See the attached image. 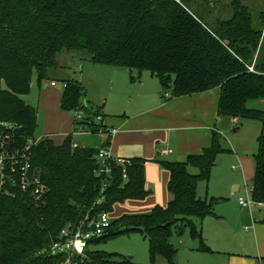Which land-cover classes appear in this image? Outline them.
I'll return each mask as SVG.
<instances>
[{
  "label": "trees",
  "instance_id": "trees-1",
  "mask_svg": "<svg viewBox=\"0 0 264 264\" xmlns=\"http://www.w3.org/2000/svg\"><path fill=\"white\" fill-rule=\"evenodd\" d=\"M231 8L228 18L209 24L179 0H0V141L10 150H21L28 140H38L31 147L32 168L49 187L38 200L17 188L14 196L0 193V264H62L64 257L48 249L66 223L88 210L110 213L115 204L147 194L146 160L141 157L129 158L127 179L119 166H113L111 179L97 173L94 156L109 145L110 135L98 148L73 146L72 134L59 144L34 137L37 111L22 96L29 92L34 73L40 83L63 49L88 50L98 64L149 70L160 81L165 100L219 87L218 115L261 125L251 194L264 202V110L248 105L264 99V13L254 10L255 15L239 0ZM65 84L61 109L88 112L91 105L82 84ZM6 122L12 126H4ZM79 128L109 133L103 119L75 117L74 129ZM221 139L212 130L210 145L200 153L158 160L169 174L168 203L147 213L111 218L109 234L90 243L115 235L118 227L137 229L148 241L151 264L156 257L178 264L171 238L188 229L200 239V250L208 251L193 219L211 215L218 198L198 197L197 183L208 180L217 155L228 151ZM103 182L109 183L97 203ZM87 258L86 264L127 262L90 248Z\"/></svg>",
  "mask_w": 264,
  "mask_h": 264
},
{
  "label": "rangeland",
  "instance_id": "rangeland-1",
  "mask_svg": "<svg viewBox=\"0 0 264 264\" xmlns=\"http://www.w3.org/2000/svg\"><path fill=\"white\" fill-rule=\"evenodd\" d=\"M179 1L184 2L205 22L213 24L230 16L231 3L235 0ZM239 2L248 5L253 13L254 10L257 12L263 10L264 13V0H239ZM57 62L59 64L57 67H50L46 70V75L40 83L44 85V83L54 80L59 83L58 86L64 88L62 85L64 80L74 79L80 81L85 91V98L89 101V105L93 107H88L89 113L83 111L82 118L87 117V119L93 121H102L103 116L101 114L105 113L107 115L104 119L105 125L110 129L116 128L118 130V132L111 134L110 143L107 146L115 155L118 154L115 148L122 147V135L125 132L121 121L128 119L134 129L138 123L136 114L142 109L141 107H143L145 101L152 98V96H157V94L160 99L164 100L160 81L149 70L139 71L137 69H124L115 65L98 64L91 61V52L88 50L68 51L63 49L57 56ZM38 84L34 73L29 92L22 96V99L37 111V126L34 137L38 139V137L50 133L53 140L59 141L65 133L73 131L72 141L75 140L79 145L99 147L101 145V135L99 133L79 132L78 129L73 128L78 111L63 109H57L56 111L38 110ZM248 105L252 108L264 110V103L258 100L250 101ZM215 112V119L223 125L219 131H216L221 135L222 146L228 151L217 155L208 180H200L197 183V195L202 199L210 198L211 195L222 198L217 205L212 206L213 212H216L219 206L223 207L231 220L234 216L237 220H240L243 232L247 233L249 232L247 227H250L246 224L248 210L252 208L264 211L258 202L253 200L250 191L254 175V154L258 149L257 138L260 134L261 125L257 121L241 118H238L237 125H234L232 117L218 115L217 107ZM172 119H180V117ZM235 128L237 129L234 131ZM152 132L155 140L154 150L151 154L152 160L149 161L147 168L145 167L151 177L148 188L152 193L146 194L139 200L128 199L115 204L112 212L109 213L112 219L123 214L147 213L155 205L165 206L170 199L167 191V170L158 163V160L183 159L185 155L180 152V143L184 140V137L181 134L178 139H175L173 132L161 135L158 134V130H148L143 134L150 135ZM165 147L170 148L172 153L161 154V150ZM195 172V169L191 170V173ZM235 186H238V188L233 192ZM239 197L251 200V204L244 208V211H241L238 205ZM207 220L209 219L206 216L202 219L194 218L193 222L196 229L200 231L203 242L210 248L216 245V247H219L220 252L213 255L202 253L199 249L200 239L192 237L190 231L185 229L180 237H176L174 234L171 238V244L178 248L175 254L177 263L208 264V261L202 262V257L207 258V260L213 258L217 262L225 261L226 263L228 257L224 251H230L240 253L242 256L249 255L247 260H251L254 264H264V258L257 257L256 245L252 242L250 236L238 234L237 239L233 236L230 240L212 238L213 234ZM228 220L226 221L227 224H229ZM114 230L118 231L115 235L90 243V250L117 254L127 261L122 264H151L148 241L139 230H126V227H118V230ZM189 241L192 244L191 246H189ZM240 262L242 261L240 260ZM154 264H166V261L161 257H156Z\"/></svg>",
  "mask_w": 264,
  "mask_h": 264
},
{
  "label": "crops",
  "instance_id": "crops-1",
  "mask_svg": "<svg viewBox=\"0 0 264 264\" xmlns=\"http://www.w3.org/2000/svg\"><path fill=\"white\" fill-rule=\"evenodd\" d=\"M56 62H57V57H56ZM58 65L59 64L57 62V65L55 67H57ZM35 77L37 79L36 74ZM66 81H68V79L64 80L63 82ZM58 84L59 83H57L56 86H52L51 81L49 83H44V85H42L41 83L38 84L39 85L38 102H37L38 110L44 111L46 109V111L47 110L56 111L57 109H61L60 99L63 88L61 86H58ZM219 94H220L219 87H215L214 89L207 90L205 92L194 93L191 95L180 96V97H173L168 100L160 99V97H158L157 94V96H152V98L145 101L143 107L140 106L142 109L138 112V114H136L138 118L137 119L138 123L136 128L134 129L132 128L131 123L128 122V119L121 121L122 126L125 128V132L124 135H122L123 148L120 146H119L120 148L118 147L115 148V150L118 151L119 154V155L117 154V156H122L126 158L141 157L146 160L144 164V170H145L144 188L147 191V194L152 193L151 190H149L148 188L149 184L151 183L150 180L151 177L149 176V171H147L145 167L147 168V166L149 165V161L152 160L151 154L154 150L155 140L153 137V132L150 135H144L143 133L148 130H158L159 131L158 134L161 135H167L168 133L173 132V135H175V139H178L179 135L182 134L184 140L180 143V152L183 153L185 156L200 153L204 147H207L210 144L211 131L212 130L219 131V129L223 127L222 123L221 124L220 122L218 123V120L215 119V113H216L215 111L217 107ZM258 101L264 103V99H259ZM103 115H105V117L107 116L105 113H103ZM105 117L103 118L104 125H105V121H104ZM174 117H180V119H172ZM227 117L230 118L229 116ZM157 121L158 123L156 124ZM112 129H116V128H112ZM79 132H84V131H79ZM116 132H118L117 129ZM85 133H90V132H85ZM69 134H73V131L70 133L68 132L65 133L64 137L59 141L53 140L51 138L52 135L50 133H46L45 135L38 137V139L42 137H49L56 144H59ZM99 134L101 135V145H102L104 144L105 139L110 135V133L106 132ZM73 143L79 145L75 140L73 141ZM81 146H87V145H81ZM88 147L98 148V146H92V145H88ZM170 153H172L170 148L165 147L161 150V154L163 155H167ZM237 188L238 186H235L232 191L235 192ZM210 197H214V196L211 195ZM169 198H171V195L169 196ZM221 199L222 198L218 197V200L215 201L214 204L217 205L219 201H221ZM239 207L241 211H244V208H242V206L239 205ZM246 217H247L246 224L250 226L249 228L247 227L249 231L247 233L243 232L241 225L242 223L240 222V220L239 219L237 220L235 216L231 220V218L228 217V213L224 211L223 207L219 206L216 212H213V208H212V214L207 216V218L209 219L207 220L209 223V228H211V232L213 234L212 238H216L218 240L219 238L220 239L226 238L227 240H230L231 237L233 236L235 239H237L238 234H246L250 236L252 242L256 245L257 257L262 259L264 258V211H259L251 208L248 210V214L246 215ZM227 220L229 221L228 222L229 224H227L226 222ZM181 235H176V237L177 236L180 237ZM191 245L192 244L189 241V246ZM206 246L209 248V250L208 251L200 250L202 253H209L213 255L220 252L218 250L219 247H216V245L213 247L211 246V248L208 245ZM177 249L178 248H176V250ZM224 252L227 253V257H228L226 263L225 261L217 262L213 258L211 260H207V258L205 257H202V262L204 263L208 261V264H254L251 260H247V257L249 255L242 256L240 255V253H233L230 251H224ZM240 260L242 262H240ZM174 261H175V257H174Z\"/></svg>",
  "mask_w": 264,
  "mask_h": 264
},
{
  "label": "built area",
  "instance_id": "built-area-1",
  "mask_svg": "<svg viewBox=\"0 0 264 264\" xmlns=\"http://www.w3.org/2000/svg\"><path fill=\"white\" fill-rule=\"evenodd\" d=\"M253 71V67H248ZM52 86H56L57 82L51 81ZM66 86L65 82L62 83ZM168 93H165L167 96ZM83 112L77 114V118H82ZM238 118L232 117V122L237 125ZM4 126L11 127L8 122ZM83 131L82 129H78ZM111 134L116 133V129H110ZM38 140H28L27 144L21 150H10L4 140L0 141V193L14 196V189H19L21 192L28 193L35 199H40L49 189L48 185L42 181L39 173L32 168L31 147ZM76 144L73 143V146ZM98 164L100 175L111 179L113 166L121 167L122 179H127V167L131 165L129 158L117 156L111 152L107 146L99 148V151L94 156ZM109 182H103L100 195L96 202L100 203L104 198V189ZM252 187L250 188V191ZM259 206L264 209V202L257 201ZM238 204L242 208L248 207L251 204L249 198H238ZM111 228V218L108 212H92L88 210L86 214L78 218L74 222L66 223L59 231L57 240L54 241L48 252L51 255L59 254L64 257L62 264H86L88 261L87 250L92 240L100 239L107 236Z\"/></svg>",
  "mask_w": 264,
  "mask_h": 264
},
{
  "label": "water",
  "instance_id": "water-1",
  "mask_svg": "<svg viewBox=\"0 0 264 264\" xmlns=\"http://www.w3.org/2000/svg\"><path fill=\"white\" fill-rule=\"evenodd\" d=\"M237 128H238V127H237ZM237 128H235L234 131H235Z\"/></svg>",
  "mask_w": 264,
  "mask_h": 264
}]
</instances>
